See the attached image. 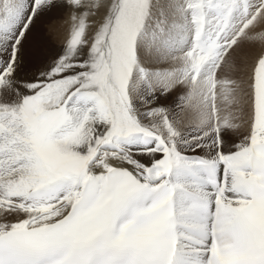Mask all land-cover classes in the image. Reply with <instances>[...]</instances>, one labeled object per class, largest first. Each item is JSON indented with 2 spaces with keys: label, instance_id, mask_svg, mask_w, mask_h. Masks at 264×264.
Here are the masks:
<instances>
[{
  "label": "snow or ice",
  "instance_id": "snow-or-ice-1",
  "mask_svg": "<svg viewBox=\"0 0 264 264\" xmlns=\"http://www.w3.org/2000/svg\"><path fill=\"white\" fill-rule=\"evenodd\" d=\"M0 264H264V0H0Z\"/></svg>",
  "mask_w": 264,
  "mask_h": 264
},
{
  "label": "bare ground",
  "instance_id": "bare-ground-1",
  "mask_svg": "<svg viewBox=\"0 0 264 264\" xmlns=\"http://www.w3.org/2000/svg\"><path fill=\"white\" fill-rule=\"evenodd\" d=\"M57 27L63 29L65 26H64L63 22L61 21L59 24H57V25H52L51 27H49L47 33H48L49 35L52 36V37H51V40H52L54 43H56L57 46H59V40H58V38H57V37H58V33H57L56 31H53V29H54V28H57ZM59 35L62 36V35H63V32L61 31V32L59 33ZM49 39H50V38H49Z\"/></svg>",
  "mask_w": 264,
  "mask_h": 264
},
{
  "label": "rangeland",
  "instance_id": "rangeland-1",
  "mask_svg": "<svg viewBox=\"0 0 264 264\" xmlns=\"http://www.w3.org/2000/svg\"><path fill=\"white\" fill-rule=\"evenodd\" d=\"M61 21L60 20H53V21H51V22H46L47 23V25H48V29H49V27H51L52 25H57V24H59ZM47 35H48V37L50 38V40H51V35H49L48 33H47Z\"/></svg>",
  "mask_w": 264,
  "mask_h": 264
}]
</instances>
